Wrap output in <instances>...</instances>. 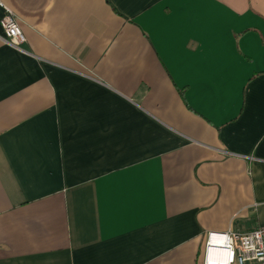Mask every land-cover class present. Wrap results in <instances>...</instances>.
I'll list each match as a JSON object with an SVG mask.
<instances>
[{"label":"crops","instance_id":"0c3cea01","mask_svg":"<svg viewBox=\"0 0 264 264\" xmlns=\"http://www.w3.org/2000/svg\"><path fill=\"white\" fill-rule=\"evenodd\" d=\"M0 264H204L264 226V0H0Z\"/></svg>","mask_w":264,"mask_h":264},{"label":"built area","instance_id":"2783aa9c","mask_svg":"<svg viewBox=\"0 0 264 264\" xmlns=\"http://www.w3.org/2000/svg\"><path fill=\"white\" fill-rule=\"evenodd\" d=\"M5 8L0 23L7 42L18 49L27 41L21 22L13 10ZM204 264H264V226L240 233L233 230L211 231L207 235Z\"/></svg>","mask_w":264,"mask_h":264}]
</instances>
